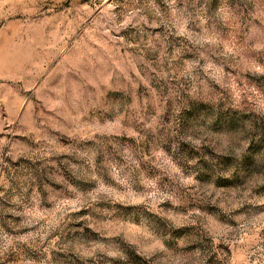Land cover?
I'll list each match as a JSON object with an SVG mask.
<instances>
[{
  "label": "rangeland",
  "instance_id": "374dc122",
  "mask_svg": "<svg viewBox=\"0 0 264 264\" xmlns=\"http://www.w3.org/2000/svg\"><path fill=\"white\" fill-rule=\"evenodd\" d=\"M0 264H264V0H0Z\"/></svg>",
  "mask_w": 264,
  "mask_h": 264
}]
</instances>
